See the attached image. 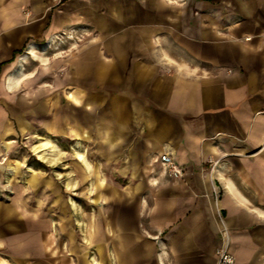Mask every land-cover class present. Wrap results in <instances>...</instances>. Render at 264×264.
<instances>
[{
    "label": "crops",
    "instance_id": "0c3cea01",
    "mask_svg": "<svg viewBox=\"0 0 264 264\" xmlns=\"http://www.w3.org/2000/svg\"><path fill=\"white\" fill-rule=\"evenodd\" d=\"M222 227L264 264V0H0V264H216Z\"/></svg>",
    "mask_w": 264,
    "mask_h": 264
},
{
    "label": "rangeland",
    "instance_id": "374dc122",
    "mask_svg": "<svg viewBox=\"0 0 264 264\" xmlns=\"http://www.w3.org/2000/svg\"><path fill=\"white\" fill-rule=\"evenodd\" d=\"M61 2V0H53V4L57 5ZM28 10L25 11V14H28ZM86 29L83 28L81 30H75V29H71V31H73V33H77L75 36L67 33V34H63L61 33L62 36H58L55 38V42H53L52 44V48L54 49V52L56 53H62L65 50L62 49L61 47L58 46L57 41H60V37L62 39V44L64 43V41L66 40H75L77 43L82 42L83 39V35L85 34ZM75 31V32H74ZM83 33V34H82ZM42 140H48V147L45 149H42V146H40V148L38 149L39 151H33V152H28L30 157H33V159L37 160V158L43 159L45 161V166L43 168H47L46 165H49V167L51 168L52 172H54L55 174L58 172H62L64 169H67V173L70 172V163L74 161V157H75V150H74V145L73 143H64L63 141H61L60 139H54V138H47V139H36L32 144L39 146L40 144H42L40 141ZM34 145H29L28 148L29 149H33ZM27 148V150H28ZM53 149V151H51ZM35 152V153H34ZM33 153V154H32ZM82 156V155H81ZM83 159V156L80 158ZM35 166H38L37 163H34ZM41 167V165H39ZM89 183H81V186L79 187V185L77 186L76 191H74L71 195L73 196L72 202L75 205L76 203L78 204H83V202L85 200L88 199V197L86 195H88V191H89ZM87 190V191H86ZM85 206V205H84ZM5 255L3 254V252L0 251V257H4ZM10 264H19V263H15L12 261H9Z\"/></svg>",
    "mask_w": 264,
    "mask_h": 264
},
{
    "label": "built area",
    "instance_id": "2783aa9c",
    "mask_svg": "<svg viewBox=\"0 0 264 264\" xmlns=\"http://www.w3.org/2000/svg\"><path fill=\"white\" fill-rule=\"evenodd\" d=\"M161 164L166 167L167 173L176 178L182 173L180 167L175 163L169 153H162L159 156ZM220 245L216 249V264H235V259L229 251L228 231L222 227L219 231Z\"/></svg>",
    "mask_w": 264,
    "mask_h": 264
},
{
    "label": "bare ground",
    "instance_id": "6f19581e",
    "mask_svg": "<svg viewBox=\"0 0 264 264\" xmlns=\"http://www.w3.org/2000/svg\"><path fill=\"white\" fill-rule=\"evenodd\" d=\"M43 144H40L39 146H35V148H34V150L37 152V151H39L38 149L40 148V146H42ZM82 156L81 155H79V158H81Z\"/></svg>",
    "mask_w": 264,
    "mask_h": 264
}]
</instances>
